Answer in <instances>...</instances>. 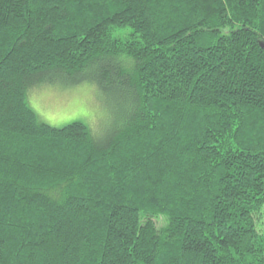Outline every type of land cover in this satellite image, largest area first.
Wrapping results in <instances>:
<instances>
[{"label": "trees", "instance_id": "16d2710c", "mask_svg": "<svg viewBox=\"0 0 264 264\" xmlns=\"http://www.w3.org/2000/svg\"><path fill=\"white\" fill-rule=\"evenodd\" d=\"M263 212L264 0H0V264H264Z\"/></svg>", "mask_w": 264, "mask_h": 264}, {"label": "rangeland", "instance_id": "374dc122", "mask_svg": "<svg viewBox=\"0 0 264 264\" xmlns=\"http://www.w3.org/2000/svg\"><path fill=\"white\" fill-rule=\"evenodd\" d=\"M98 92L90 83L75 87L58 83L30 90L28 100L42 122L61 128L79 121L101 136L110 128L115 116ZM260 226L264 230V219Z\"/></svg>", "mask_w": 264, "mask_h": 264}]
</instances>
